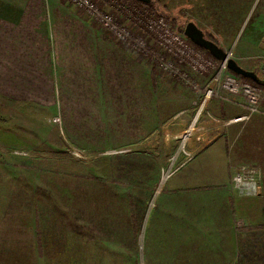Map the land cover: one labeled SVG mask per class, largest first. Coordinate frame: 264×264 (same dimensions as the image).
<instances>
[{
    "label": "crops",
    "instance_id": "obj_1",
    "mask_svg": "<svg viewBox=\"0 0 264 264\" xmlns=\"http://www.w3.org/2000/svg\"><path fill=\"white\" fill-rule=\"evenodd\" d=\"M159 1L183 7L199 28L198 16L221 14L210 1ZM183 32L146 37L192 81L215 86L219 65ZM234 60L249 70L244 58ZM29 111L56 138L82 150L117 153L156 136L158 128L169 141L194 127L197 140L189 141L191 158L168 180L136 187L154 195L88 198L69 206L66 223L57 222L60 200L46 198L39 184L26 186L21 171L14 185V172L5 171L0 264H138L134 240L146 215L143 264H264V116L249 114L240 97L201 104L198 94L137 58L65 0H0V159L28 157L12 149L29 146ZM242 166L259 170L258 196L232 188Z\"/></svg>",
    "mask_w": 264,
    "mask_h": 264
},
{
    "label": "rangeland",
    "instance_id": "obj_2",
    "mask_svg": "<svg viewBox=\"0 0 264 264\" xmlns=\"http://www.w3.org/2000/svg\"><path fill=\"white\" fill-rule=\"evenodd\" d=\"M152 1V5L157 9V16H161L162 19L152 21L144 27H142L144 23L140 19L133 21L127 19L132 14L126 15V10L123 12L118 10L113 2L109 0H106L103 4V8L111 11L124 26L126 25L137 35L144 37L148 34L151 35V31L156 34L160 33L162 27L167 28L168 34H171L177 29L178 32L184 30L189 22L196 24L194 16L182 9L183 7H171V4L168 3L169 8H167L159 0ZM157 1L160 6H158ZM189 1L191 0H187L188 4L191 5ZM205 1L212 2V6L217 7L216 9L220 10L221 14L198 16L202 18L200 19L201 24L198 23L201 28L197 27L204 33L206 39L208 37L206 34L213 37L218 47L230 55L229 58L233 60L234 57L244 58V60H240L242 65H246L248 71L254 72L256 76L258 75L259 83L257 84L259 85L257 86L261 88V84L264 83V70L260 69L264 60V0ZM229 8H231L233 14H223V11ZM242 10L245 14H241ZM209 24L212 27H207ZM234 37H236L235 40ZM123 45L132 50L140 60H146L138 56L126 44ZM234 61L236 62V60ZM170 80L172 81V79ZM205 85L199 84L200 88H204ZM192 91L199 95L196 90L192 89ZM261 103L264 107V102L261 101ZM31 113L33 112L29 111L27 114L30 133L29 146L27 148L19 146L16 150L12 149L14 152L21 150L27 152L28 157L13 158L11 160L0 159V184H3L2 178L5 171L10 173L12 171L14 172L12 175L15 185V178L17 177L15 173L21 171L23 173L21 179L23 183L26 182V186L32 185L30 188L33 189L34 184H39V188H44L43 192L46 198L50 197L61 201L58 204L60 206L55 207V209L61 211L62 219H58L57 222L62 220V223L67 222L66 217L70 205L82 204L83 200L88 198H116L118 195L134 193L135 198H144L145 194H155V191H141L136 187L138 184L147 185L149 182L161 184L168 180V175L166 177L168 171H172L181 163L184 164L189 160L183 155V151L190 152L188 149L189 141H192V139L197 140L196 133L198 130L194 127L192 128V135L187 139L184 140L182 136L189 128L180 135L179 139L175 140L173 138L169 141L166 140L163 131L158 128L156 136H152L149 140L146 139L136 145L125 146L126 148H122L117 153L82 150L56 138L52 128L43 126L41 121ZM36 138L39 141H36ZM41 138H45L46 141L40 142ZM7 148L9 149V144H7ZM14 157L17 156L14 155ZM9 177L10 174L8 179ZM128 185L135 186L128 187ZM122 188L124 190H121ZM21 193L26 194L25 190ZM76 208L84 209L78 206ZM72 209L75 208L72 207ZM151 220L152 217L150 223ZM141 225L140 237L137 238L138 240H134L136 246L140 248L141 254V261L138 260V264H143V235L148 225L147 215Z\"/></svg>",
    "mask_w": 264,
    "mask_h": 264
},
{
    "label": "built area",
    "instance_id": "obj_3",
    "mask_svg": "<svg viewBox=\"0 0 264 264\" xmlns=\"http://www.w3.org/2000/svg\"><path fill=\"white\" fill-rule=\"evenodd\" d=\"M73 4L78 11L89 17L94 23L100 25L108 34L117 38L121 43L132 48L145 62L158 72L165 74L172 81L186 88L196 90L201 97V104L209 99H218L223 102L234 103L235 98L240 97V106L249 114L264 116V94L262 90L249 83H240L238 79L227 72L226 63L219 64L216 76V85L211 86V81L204 88L192 81L167 52L155 48L147 37L137 35L116 17L111 11L105 10L103 4L106 0H65ZM168 34V29L162 27V37ZM185 37V36H184ZM230 57L229 54H227ZM187 133V132H186ZM184 133V135H186ZM183 135V136H184ZM182 136V137H183ZM184 139V138H183ZM187 139V138H186ZM185 140V139H184ZM188 159L191 155L183 151ZM183 165V164H181ZM170 171L166 174L169 176ZM231 186L242 196L254 197L260 193V173L255 167L242 166L231 178Z\"/></svg>",
    "mask_w": 264,
    "mask_h": 264
},
{
    "label": "trees",
    "instance_id": "obj_4",
    "mask_svg": "<svg viewBox=\"0 0 264 264\" xmlns=\"http://www.w3.org/2000/svg\"><path fill=\"white\" fill-rule=\"evenodd\" d=\"M116 4V7L118 10L120 11H125L126 10V15H129V12L132 14V16L127 19H130L131 21L135 20V19H140L142 21V27H144V25H149V23H151L152 21L155 20H160L162 19L161 16H157V9L152 5V0L150 4H145V3H141V2H136L135 0H114L113 1ZM158 3V1H157ZM119 6V7H118ZM158 6H160V3H158ZM133 18V19H131ZM153 29V27H152ZM208 35L207 39L212 41L213 43H215L217 45L216 40L211 37L209 34H206V36ZM205 37V35H204ZM206 38V37H205ZM185 41L192 46L193 48H195L197 51H199L200 53H202L203 55H205L207 58H210L212 61L216 62L218 65L221 64L220 61L216 60L208 51H206L205 49L196 46L195 44H193L189 39H187L186 37H184ZM227 72L229 74L234 75L238 81L240 83H249L252 84L254 86H257L259 84L253 82L252 80L237 76L235 74H233L231 71L227 70ZM264 82V81H263ZM261 88L262 93L264 94V83L261 84Z\"/></svg>",
    "mask_w": 264,
    "mask_h": 264
},
{
    "label": "water",
    "instance_id": "obj_5",
    "mask_svg": "<svg viewBox=\"0 0 264 264\" xmlns=\"http://www.w3.org/2000/svg\"><path fill=\"white\" fill-rule=\"evenodd\" d=\"M145 4H150L151 0H135ZM184 36L193 44L208 51L216 60L226 63V68L233 74L259 83L254 72L247 71L240 67L233 59L229 58L227 53L218 45L204 37V33L193 22L186 24L183 32Z\"/></svg>",
    "mask_w": 264,
    "mask_h": 264
},
{
    "label": "bare ground",
    "instance_id": "obj_6",
    "mask_svg": "<svg viewBox=\"0 0 264 264\" xmlns=\"http://www.w3.org/2000/svg\"><path fill=\"white\" fill-rule=\"evenodd\" d=\"M192 135V130L189 129L186 133V135H184L182 138L186 139L187 137H190Z\"/></svg>",
    "mask_w": 264,
    "mask_h": 264
}]
</instances>
